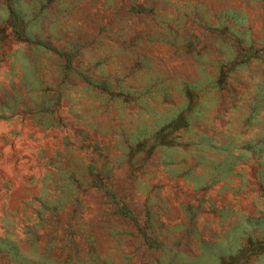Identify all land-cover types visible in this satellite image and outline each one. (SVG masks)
<instances>
[{"label": "rangeland", "instance_id": "rangeland-1", "mask_svg": "<svg viewBox=\"0 0 264 264\" xmlns=\"http://www.w3.org/2000/svg\"><path fill=\"white\" fill-rule=\"evenodd\" d=\"M0 264H264V0H0Z\"/></svg>", "mask_w": 264, "mask_h": 264}]
</instances>
